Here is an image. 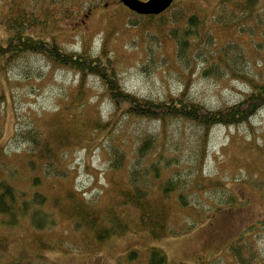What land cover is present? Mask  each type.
<instances>
[{"label": "rangeland", "instance_id": "obj_1", "mask_svg": "<svg viewBox=\"0 0 264 264\" xmlns=\"http://www.w3.org/2000/svg\"><path fill=\"white\" fill-rule=\"evenodd\" d=\"M218 3L174 0L163 18L152 20L129 10L120 0H0V43L13 33L9 23L18 17L27 34L54 39L69 50L89 49L97 54L105 42L119 63L124 87L131 92L163 99L190 87L192 96L210 106H221L240 100L250 89L244 81L248 80L228 70L216 71L223 66L215 69L211 63H203L201 51L205 49L198 48L199 39L178 55L175 42V38L186 37L187 17L192 14L203 20L199 33L212 32L208 40L221 43L232 38L215 23ZM263 28L257 27L252 46L245 44L242 35L244 47L239 57L240 70H250L258 80H264ZM203 69H209L207 74ZM88 84L85 99L78 101L77 76L50 66L43 56L30 55L11 64L0 61V94H5L0 102V176L12 178L29 193L38 189L45 194L44 208L55 217L48 230L40 231L27 219L7 227L0 215V235L5 237L0 264L20 259L29 264H124L131 250L141 254L134 264H146L145 254L152 246L163 250L167 264H264V106L248 122L212 129L195 174L202 178L187 177L196 181L191 185L190 206L175 203L171 207L170 223L180 226L192 221L198 206L209 209L207 217L191 230L157 238L140 228L99 241L83 229H75L76 201L96 197L97 205L105 206L117 199L108 152L101 146L105 130L93 127L99 115L110 116L112 105L98 80L89 78ZM32 127L55 140L59 134L57 153L64 157L56 166L62 176L46 177L40 158L34 164L36 169L27 165L32 154L25 135ZM188 131L193 135L192 129ZM191 145L185 141L183 153L190 156ZM164 148L169 146L164 144ZM168 154L174 155L173 151ZM152 155L143 165L152 162ZM195 159L181 168H192ZM178 169L165 170L162 180ZM122 175L114 177L120 182L118 187L126 185ZM33 177L42 180L37 188L32 185ZM229 194L236 199L233 203L225 198ZM234 246L240 256H235Z\"/></svg>", "mask_w": 264, "mask_h": 264}, {"label": "trees", "instance_id": "obj_2", "mask_svg": "<svg viewBox=\"0 0 264 264\" xmlns=\"http://www.w3.org/2000/svg\"><path fill=\"white\" fill-rule=\"evenodd\" d=\"M164 14L162 12L146 17L152 20L161 19ZM173 17L178 19L177 15ZM187 18L190 27H187L186 37L175 38L177 55L181 50L190 48L192 40L199 39L198 48L205 49L201 51L204 55L203 63H211L215 69L223 66L216 71L228 70L236 77L248 80L244 81L250 89L240 100L221 106H210L192 96L189 93L190 87H183L178 95L163 99L139 95L124 87L119 63L105 42L97 54L89 49L69 50L54 39H38L27 34L21 28L18 17L9 23L13 33L7 36L4 43H0V61L11 64L30 55L43 56L50 66L64 68L77 76L75 98L78 101L85 99L84 94L89 88L88 81L91 78L100 82L112 105L110 116L104 119L99 115L93 127L105 130L101 146L108 152L109 169L114 174L111 183L117 195L116 202L102 206L97 205L96 197H84L76 201L74 213L75 229H83L94 239L101 241L110 235L137 231L140 228L149 230L153 236L159 238L182 234L201 223L207 217L208 208L198 206L192 221L184 222L180 226L170 223L171 207L175 203L183 208L190 206L191 185L195 186L196 181L193 178H202V175L195 174L200 170V155L207 150L212 129L218 125L231 126L248 122L264 106V80L256 79L250 70L242 72L239 68V57L242 56L244 47L242 35L245 34V44L252 46L257 27L264 25V0H219L215 23L221 29L220 32L225 30V33L227 31L232 35V38L221 43L213 38L208 40V36L212 34L210 31L199 33L203 23L199 15L192 14ZM260 36L264 38V28ZM208 70L203 69L202 72L207 74ZM4 100L5 94H0V102ZM189 129H192L194 136L188 135ZM18 135L19 132L16 133ZM25 139L30 144L29 152L34 155L27 160V165L32 170L37 168L34 164L40 158L46 177L63 175V171L56 166L59 158L64 157L57 153L59 134L55 140L53 135L49 138L32 127ZM185 141L194 145L190 156L181 150ZM164 144L169 148H164ZM170 151H173V156L168 154ZM151 152L152 162L143 165ZM191 158H196V164L190 169H182L181 166ZM175 166L179 167L178 171L162 180L164 171ZM117 173L126 177L125 186L118 187L120 182L114 178ZM14 176L13 174V178ZM188 176L193 178L189 180ZM41 182L40 177H33L32 185L37 188ZM231 196L229 194L225 198L233 203L236 199ZM46 202L47 196L38 189L29 193L19 188L12 178L0 176V215L3 217V225L14 227L27 219L35 229L48 230L54 224L55 217L44 208ZM4 239L0 235V248ZM241 241L242 239L237 243ZM232 250L235 256H240L237 246ZM140 255L138 250L129 251L124 258V264L138 262ZM145 258L146 264H167L166 256L158 246H152ZM1 264L29 262L20 259Z\"/></svg>", "mask_w": 264, "mask_h": 264}, {"label": "water", "instance_id": "obj_3", "mask_svg": "<svg viewBox=\"0 0 264 264\" xmlns=\"http://www.w3.org/2000/svg\"><path fill=\"white\" fill-rule=\"evenodd\" d=\"M174 0H121L131 10L139 14H159L166 10Z\"/></svg>", "mask_w": 264, "mask_h": 264}]
</instances>
